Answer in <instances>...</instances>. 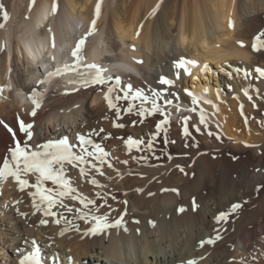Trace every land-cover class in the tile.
Segmentation results:
<instances>
[{
	"label": "bare ground",
	"instance_id": "6f19581e",
	"mask_svg": "<svg viewBox=\"0 0 264 264\" xmlns=\"http://www.w3.org/2000/svg\"><path fill=\"white\" fill-rule=\"evenodd\" d=\"M23 3H25V0H16L11 11L14 16L20 14V18L17 17L14 25L13 23L9 24L3 30L4 36H0L4 37L7 42L5 46H2V39L0 40V70L6 75L5 81L0 80V88L3 89L0 93V121L3 122L0 124V169L3 168L4 160H10L9 150L14 146L16 139L27 143L29 151H35L38 145H42L49 140L57 141L64 137L68 138V131H65L64 128H60V133L57 134L59 131L53 133L50 127H57L54 121L59 113L61 114L58 111L62 110L60 125L68 119L76 124L74 112L73 115L68 116L70 113L68 108L75 102L78 104L81 99L91 98L93 103H97L94 109L99 112L114 109L109 107L105 97L99 100L97 99L99 97L93 96L105 86L108 87L106 90V93H108L109 88L115 85L116 75L129 83H133L137 82L136 74H138L147 85L161 91L166 99H171L173 103L181 106L183 111L189 110L188 113L192 111L194 115L203 114L205 117L212 118L227 139V143L234 145V147L246 148L249 147L248 145L259 144L258 138L252 134L253 126L248 113L234 99L225 96V87L218 82L219 73L213 68V65L224 74V71H226L224 65L231 64V67L236 69L235 65L238 64L246 69L255 63L258 56L250 51L247 44L252 41L253 34L260 29L259 15H255L264 11V0H40L36 4L35 0H27L28 16L23 15L24 13L21 12ZM98 3L101 11L97 19L96 6ZM54 5H57L58 9L62 8L60 13L57 12L56 19L53 17ZM2 10L0 9V14ZM94 19H96V26L95 31L92 32V21ZM230 21L233 22L234 26L229 25ZM85 28H88V30ZM89 32H92V35L88 37L91 42L87 43L85 40V44L81 48L84 64L76 70L70 68L63 75L54 76L50 84H44L50 89L58 86L57 93H54L55 90L51 89L53 92H50L52 97L48 96L49 92L39 90V87L35 86L34 83L46 79L49 72L64 69L68 62L71 63L73 58L71 49L76 48L80 41L77 38L78 35L81 34L80 39H83L84 35ZM256 33H259V31ZM12 35L17 38L16 43L11 42ZM245 41L246 44H240V42L245 43ZM15 48L28 61L30 66L29 75L17 69L18 57ZM141 57L145 61H142ZM181 58L196 62L194 65L189 66L191 75L184 69L176 68V62ZM93 63L107 69V72L104 73L105 79L108 80L107 83L103 85L82 83L87 79L88 70L85 65ZM177 72H179V77H177ZM108 78H112V80ZM163 78L173 80L174 84L172 86L161 84L160 81ZM75 80H79L81 83L70 82ZM6 87H8L7 91L13 90V93H10L12 99L8 101H5L6 90L4 88ZM165 89L167 91H164ZM185 89L199 97L197 104L192 103V97L185 92ZM33 90L44 94L42 106L36 109L37 114L35 117L31 116L34 105L29 98ZM242 93L245 94L243 90ZM116 94L115 97H117ZM176 95L179 96V99L175 98ZM134 101H137V99ZM193 108L195 111L192 110ZM115 111L117 112V110ZM123 116L124 121H126L127 116L123 114L120 117V122ZM20 119L34 123V136L31 141L27 140L25 134L19 132ZM118 121H115V123H118ZM8 127L16 131L15 138L7 130ZM112 127L113 124L109 123L103 125V127L91 124L89 126L90 131H87V127H84L85 130L83 128V131H85L84 136L95 143L92 134L101 133L104 135L105 133V136H107ZM96 128H98V131H96ZM150 128L151 125L142 122L134 128L138 138L146 141L145 150L150 149L148 147L149 141L151 143L156 141L152 138L153 134L149 132L156 131V129L152 130ZM200 128L205 131L208 127L205 128L202 124ZM101 129L105 132H99ZM162 138L165 139L164 136ZM69 143L71 144L70 141ZM181 145H183V148L180 147ZM181 145L179 147L185 150L184 153L196 157L197 150L188 142ZM89 150L93 149L90 147ZM133 151H135V148ZM122 152L119 157V163L121 164L123 160L127 161V158H129L124 156L126 151ZM131 152L128 154H131ZM95 160L100 161L97 157H95ZM126 164H128V161ZM203 165L200 160H197L195 166L197 178L195 177L193 184L196 193L201 189L202 176L213 170L212 166ZM80 166L84 167L88 173L86 177L80 175L79 168L65 165L66 176L71 179L72 186L77 191L82 188L85 189L88 185L91 186L90 181L95 178L96 173L100 180H104L108 184L110 194L107 196L102 191V195L106 194L105 196L110 199L108 203L111 202V199L116 200L114 198H119L121 201V203L118 202V204L111 207H106L109 209L107 211L103 209L105 212L101 210L102 213H100L108 215L110 222H115L122 217V225L118 228L107 229L102 234L86 235L85 233L92 226L90 224L91 219L89 222L86 220L89 215L84 220L86 222V225L83 224L85 228H77L80 231H77V229L74 231L75 229H73V231L60 235L63 230L60 229L61 225H56L59 230L57 227H52L54 226L52 223L51 227L47 226L41 229L45 232V236L40 235L41 241L45 239L47 245L42 248L36 235H30L27 239L29 245H25L29 248L23 250V253H28L33 249L30 241L35 239L46 264H52L51 257L53 255L56 256L58 264H187L189 260H195L197 264H205L201 255L197 257L198 259H186L193 255L191 249L201 237V229L204 225H207L206 222L197 221L195 216L189 213L188 196L191 191H188L186 183L190 176L189 173L185 170V172H181L171 168L172 165L167 163H160L144 169L125 167L128 165H118L115 171L100 169L104 175H101L100 171L96 169L89 170L91 168H88L87 163ZM89 171H92V174ZM180 174L183 176L180 177ZM28 175L30 176L29 183L35 184L38 174L30 173ZM26 176L22 178L27 179ZM8 182L13 183V186H10V183L7 184ZM98 182L100 181L98 180ZM99 184H101L102 189L104 183ZM18 186L19 184L15 179L9 177L0 184V189L4 195L10 198L7 195L9 194L8 191L11 187H14L13 190L18 192ZM92 186L100 193L101 189L96 188L97 185ZM92 186L90 187L91 190L88 188L91 193L94 189ZM44 187L59 191L58 186L53 184L52 181H44ZM104 188L106 192L107 189ZM138 189L140 190L138 191ZM172 189H177L178 193L172 191ZM34 190L36 191L35 188ZM12 194L11 197L16 195L13 191ZM95 195H97L96 192ZM105 196H92V198H95V202L99 201V204L100 202L105 204L107 203ZM125 201H127L126 204ZM221 201L223 203H219V207L223 208L226 201L224 199H221ZM38 202L41 203L40 200ZM65 204L68 203H64V206ZM213 204L206 205V215L212 216L214 214ZM44 206L47 207V204L45 203ZM44 206L42 207L43 210L46 208ZM98 207H103V205ZM181 207L184 208L183 212L179 211ZM63 209H66V207ZM54 210L56 209L54 208ZM76 211L73 212L72 210L71 212L76 214L72 215L77 219L83 214L84 210L81 212V209L77 213ZM42 212L44 213V211ZM63 213L66 212L63 210L59 214ZM86 213L88 215V212ZM75 218L73 220L77 222ZM50 219H52L51 216ZM64 222L62 219L61 224ZM87 222L90 224L89 226ZM207 226L206 228H208ZM62 228H65V225ZM255 234H251L250 239L247 238L249 241L240 242L242 246L237 248L240 254L245 256L251 251V239L254 238ZM11 240L13 241V238ZM215 257L212 256L208 259L206 264H221V261ZM83 260L85 261L83 262ZM235 262L237 263L236 260Z\"/></svg>",
	"mask_w": 264,
	"mask_h": 264
},
{
	"label": "rangeland",
	"instance_id": "374dc122",
	"mask_svg": "<svg viewBox=\"0 0 264 264\" xmlns=\"http://www.w3.org/2000/svg\"><path fill=\"white\" fill-rule=\"evenodd\" d=\"M26 1L27 0H25V3H23L22 5L23 7H21V12L22 14L24 13L23 15L28 16L29 10L26 8ZM39 1L40 0H35V4L38 3ZM15 2L16 0H2L1 1L4 7L0 14V17L2 19L0 21V24H4V27L0 28V36L4 34L3 30H5V28L9 26V24L11 25L13 23L14 25V23L17 21V17L20 18V14H18L17 16L12 15L11 10L13 9L12 7L14 6ZM61 10L62 8L61 9L57 8L55 13L53 14L54 19L57 18V15H58L57 12L60 13ZM3 11H7L8 13L9 19L7 21L3 19ZM258 15L260 19L259 21L260 29L256 31V32L259 31V33H256V32L254 33L255 37L261 32H264V11L260 12L259 14H256L255 16H258ZM85 29L88 30V28H85ZM82 31L81 33H83ZM254 34L251 38L253 42L251 41L250 43L247 44V47L249 46L250 51L258 56V59L255 61L253 65L249 66V68H246V69L242 68V66L238 64L235 65L236 69H233L231 67V64L224 65L225 66L224 69L226 70L224 71V74L221 73L220 69H218L215 65H213V68L217 70V72L219 73L218 78H217L218 82L221 85L223 84L222 86L225 87L224 88L225 96L227 95V97H229L230 99H234L236 102H238L239 105H241L240 107H242V109H244V111L247 112L250 117L251 124L253 126L252 134L253 136L255 135L256 138H258V140L260 141L259 144H254V146L252 145L253 147L251 146V147H246V148H243V147L240 148V147H234V145L232 144H228L227 139L224 137L222 132L219 130L218 125L216 124V121H213L212 118L208 116L205 117L204 115L205 122L201 123L200 122L201 115H198V114L194 115L192 111L188 113L189 110L183 111L182 107L178 106L175 103L165 106V110L168 113L169 119H170V124L165 125V127L167 128V136L169 135L167 137V143H165V139L163 140L162 138L164 136V133L161 132L160 136L156 138V141H153L151 143L152 147L149 150H145L146 149L145 145H147L145 143L146 142L145 140H143L144 143L139 144L138 147L137 145H131V146L128 145L127 141L129 137H132L133 139H136V140L140 139L136 135L134 128L138 127V125L141 124V121H143L142 123L151 125L150 129L153 130V129H156L155 128L156 124L161 119H163V116L161 115V113H156L155 115L146 116L144 118L137 115V111L141 107L146 108V109H150L152 107V103H151L152 90H156L150 85H147L144 79L138 74H136L137 82L135 81L133 83H129L125 79H122L116 75V77L120 78V85L111 86L114 88L113 89L114 91L116 90L115 92L112 91V93L114 92L113 93L114 96L111 95V97L113 96L112 99L114 100L116 99L115 97L116 93H118L119 94L118 96H121V97L122 95H124V91H121V89L126 90L128 84L132 85V90H133L132 94H134L137 89H142L144 95L149 97V100L147 102H144L141 99H137V101L124 100V99H120V100L116 99L115 101L113 100L114 103L116 102L117 107L121 112L120 117L123 114L127 116V117L125 116L127 118L126 121H124L125 118L123 116L120 122V118L116 116V111L114 112V110H117V109H110V111L107 110L104 112H99L95 110L94 108L97 106V103H93L91 98L90 99L87 98V99H81V102H78V104L77 102H75L68 108L69 109L68 111L70 112L68 116H71V114L74 112L73 114L77 121L76 124H73V121L68 119L66 120L65 123H61L60 125V117L63 114L62 113L63 110H62V111H58V112H61V114L59 113V116L54 121L57 124V125L55 124V126L57 127H53V128L52 126L50 127V130L53 133H56L57 131H59L60 128H64L65 131L67 130L69 141L71 142L72 145H77L76 147H74L73 151L78 155H84V153H82L81 151V146H79V141L77 139L78 135H84L85 131H83V128L87 127L86 128L87 131H90L89 126L91 124L100 125L102 127L103 125L107 123L113 124L112 130L109 133L110 138H106V137H109V134L105 136V133L104 135L101 133H98V134L94 133V135L92 134V137H94L95 139L94 140L95 143L100 144L102 148L104 149L105 153H107V155L104 156L103 163L95 160V157L85 156V160L88 161L87 163V165L89 166L88 168H91L89 170H94L98 168V169H104V170H109V171H115L118 168V165H122V166L128 165L125 167H129L130 169H134V168L144 169L150 166H155L160 163L162 164L167 163V164L172 165L171 168H174L178 171H181V168H182L183 171L181 172L186 171L187 173H189L190 174L189 178L191 179L188 178V181L186 182L188 185V191L189 192L191 191V193L188 196L189 213L193 214L197 221L206 222L208 226L204 225L203 229H201L202 230L201 237H199V239L195 242L194 244L195 248L193 247L191 249L193 250L192 256L194 258L190 256V257H187L186 259H198L197 257L198 256L200 257L201 255V257L204 258L202 259V261L205 264H206V261L210 259L212 256H216L215 258H218L221 261V264H235L236 263L235 260L237 261L236 264H264V227H263L264 226V137H263L264 136V120H263L264 110H262L264 109V77H260L259 73L256 72L257 68H264V60H263L264 59V48H262L260 51H254L253 49L251 50V48H253L252 47L253 43H255ZM13 35L11 36V42L16 43L17 38ZM91 35H88V34L84 35L86 37L87 43L91 42L90 39H88V37H90ZM80 37H81V34L78 35L77 37L78 40H81ZM0 40H1L2 46H5V44H7L4 37H0ZM246 43H247L246 41L245 43L240 42V44H246ZM74 49L75 48L71 49V52H73ZM15 52L18 57L17 69L20 71H23L26 75H29L30 66L28 64V61L26 60L25 57H23V55L21 54V52L18 51V49L15 48ZM140 59L142 61L144 60L143 57H141ZM71 61H72L71 63L68 62V65L74 66L75 58L73 57ZM83 64L84 62L81 63V65ZM245 73H247V75H245ZM0 80H3V81L6 80V75H4L3 71L1 70H0ZM214 81L213 83L215 84ZM34 84L35 86L39 87V90L49 92L48 94L49 97H52V94H50V92L51 93L58 92V89H57L58 86H56V88L51 87V89H54L56 91V92L55 91L52 92L51 89L47 85L40 84L38 82H35ZM107 88H108L107 86L103 87L99 92H96V94L93 97L97 96L99 97L97 99L101 100L103 97L106 96L105 94H108L106 93ZM4 89L6 90L5 101L12 99L10 98L11 97L10 93H13V90L7 91L8 87ZM242 90L244 92L247 90L248 95H250L252 99L250 100L248 98L249 97L248 95L243 94ZM163 100H166V97L164 95H163V99L160 101L161 104H163ZM130 105H135L131 113L126 111V109ZM184 117L190 118L187 121V127L189 129L190 135L187 137L184 134H182L183 128L185 126ZM113 119L116 122L117 120H119L118 124H124V127H121V128L114 127L115 121ZM112 120L114 123L113 122L110 123V121ZM133 121L136 122L135 125H133ZM202 124L203 126H205V128L206 126L208 127L206 128L207 130L205 131L201 130L200 125ZM197 128H199V131L196 130ZM97 129L98 128H96V131H98ZM103 132L105 131L103 130L102 133ZM149 132L153 134L155 131L153 132L149 131ZM59 133L60 131L57 134ZM186 142H188L193 148L197 150V155H195L196 157L191 156L188 153H184L185 150L180 149V147L183 148V145L181 144L186 143ZM87 147L90 149L91 145H88ZM134 148H135V151H133ZM122 151L124 152L126 151L124 156L129 157L127 158L128 164L124 163L125 160L122 161V164L119 163V157L120 155H122L121 154ZM130 152L131 154H128ZM167 153H169L170 155H168ZM169 156H171V158H169ZM143 157H147V159L145 160L143 159ZM197 160L198 161L200 160L202 164H204L203 166L213 167L212 171L207 172L204 176H202V186L198 193L195 192V188L193 185L194 180L197 178V173L195 169ZM92 164H95L96 168H93L91 166ZM109 164H111V167H109ZM91 172L92 171H89V173ZM95 175H96L95 178L100 181L99 183H102V184L104 183L102 185L103 187L102 189L104 190L101 189V186L100 187L96 186V188L101 189L100 193H98L99 190H96L92 186L93 184H91L90 182L92 188H94L93 193L89 191L88 188H90L91 186L88 185L86 188L84 187L86 190L82 188L80 191H76L77 193L73 195L87 197L88 199L90 198L91 200H94V201H95V198L93 199L92 196L94 197H97L99 195L105 196L106 194L108 196L110 194L108 184H106L104 180H100V177H98L96 173ZM179 176L182 177L183 175L180 174ZM26 177L27 179H30L29 175H27ZM9 183L10 182H8L7 184ZM223 183L225 184V186ZM10 184H11L10 186H13V183H10ZM104 187H106V189L108 187L106 192H105ZM13 188L14 187H11L10 190L8 188L9 194L7 195L10 198L4 195L0 189V193H2L0 194V264H19L20 260H22L24 255L27 254V252H25L26 254L23 253V250H28L29 248L25 245H29L27 243V239H28V236L30 235L35 234L36 237L39 239L37 240L39 242V245L42 248H44L47 245V242L45 239L41 241L40 237L45 236V232L41 231V229L47 226L51 227L53 224L54 226L52 227L56 228L57 224L55 223V219L63 217V216L66 217L67 218L66 220L63 219V222L65 221L64 223H62L63 225L60 223L61 225L60 229L64 230L66 228L68 229L69 232L73 231V229H75L74 231H76L77 228L83 229L85 228L84 225H86V222L84 220H80L79 218L76 219L74 217V215L76 214L73 212H75L76 209L77 210L79 209L80 211L82 209L81 212H83L84 210L83 214H87L86 212H88L87 217L89 215L92 217L93 214L102 215L101 210L107 211V209H109L106 207H111L115 204H118V202L121 203L119 198H114L116 200L111 199V202L112 201L113 202L108 203V200L110 199L105 196L104 198L105 199L107 198L106 200L108 204L107 203L104 204V202L102 203L100 202L99 204L98 203L99 201H98V202H95V204L89 205L87 208H85L80 203L79 200L73 199L72 196L65 197V199H63L64 198L63 197L62 198L63 206H61V204L58 202L56 207H54L56 210H54V208H52L53 210L51 209V211L57 213V217L51 216L52 219H50V216L49 217L45 216L44 213L42 212L43 211L42 207L45 205V203L42 204L38 202L39 201L38 197L36 199L38 200L36 201V203L38 202L41 204V206L43 205L41 207L42 210L37 211L36 209H34L35 207L33 206V197L31 195V193L35 192L33 187H26L24 191H20V188L18 186V189H19L18 192L17 190L14 191ZM11 189L14 192V194L16 193L17 196L16 195L12 197L10 196V195H13ZM102 191L106 194L102 195L103 193ZM19 192L20 193L22 192V193L20 194ZM95 192L97 195H95ZM17 193L20 195H18ZM193 199L195 200L196 207H193ZM221 199H224L226 201V203L224 204L225 207L223 208L219 207V203H223ZM17 201H19V203H17ZM227 201L229 202L227 203ZM64 203H68V204L67 205L65 204L64 206ZM235 203H240L242 205L241 208L238 209L236 213H232L230 215L228 222L226 224L221 222V224L217 225L215 222V217L220 212L228 211L231 208L230 206ZM207 204H210V205L213 204L214 214L212 216H208L205 214V208ZM68 205L71 207L73 212L70 211L71 212L70 213L66 209H63L65 207L70 208ZM102 205L103 207H98ZM32 209L33 211H31ZM63 210L66 213L59 214L60 211L63 212ZM90 216L88 217V219H86L88 222L91 219ZM74 218L77 222L73 220ZM42 220H47L48 223L41 224ZM61 222H62V219H61ZM88 222H87V225L89 226L91 223L89 224ZM64 225H65V228H62V226ZM82 225L83 227L81 228ZM206 226L208 228H206ZM57 228L59 229V227ZM78 229L77 231H80ZM214 229L218 230L219 235L222 238L219 240H216L215 244L213 245L205 243L204 246L201 247L200 246L201 241H206L207 239L214 238L217 235V231H214ZM68 231H65V232L68 233ZM253 233H256L254 235V238L251 239L252 242L250 241L251 242L250 245L252 246L253 250L251 249V251L245 254L244 256L243 254H240V252L237 251V248L242 246L240 242L249 241L248 239L251 238V234ZM11 238H13V241L11 240ZM228 244H229V247H228ZM84 261L85 260H83V262ZM44 264H46L45 260H44Z\"/></svg>",
	"mask_w": 264,
	"mask_h": 264
},
{
	"label": "snow or ice",
	"instance_id": "6c2138e0",
	"mask_svg": "<svg viewBox=\"0 0 264 264\" xmlns=\"http://www.w3.org/2000/svg\"><path fill=\"white\" fill-rule=\"evenodd\" d=\"M3 4L0 3V9H3ZM57 5L53 6V12L55 13L57 9ZM100 4L98 3L96 6V18H99L100 15ZM3 19L7 21L9 19L7 11H3ZM230 26H234L233 22H229ZM96 26V19L92 21V32L95 31ZM4 24H0V28H3ZM92 32H89L88 35H91ZM86 37L81 39L76 48L72 52V56L75 58V65H65L64 69H57L55 72H49L46 79L40 80L38 83L40 84H46L51 83L52 78L57 75H63V73L70 68L73 70H76L80 67L83 57L81 55V48L85 44ZM243 46V45H242ZM254 51H260L262 48H264V32H261L255 37V43L252 45ZM195 61H188L183 58L178 60L176 62V68L177 69H184L186 72H188L189 75H191V72L189 71V66L194 65ZM87 68V79H85L82 83L84 84H99L103 85L108 82V80L105 79L104 73L107 72V69L93 63V64H87L85 65ZM206 70V69H205ZM256 72L259 73L260 77H264V68H257ZM83 75L84 73H78ZM247 75V73H245ZM177 77H179V72H177ZM111 80L112 78H108ZM73 83H81L79 80L70 81ZM163 85H169L172 86L174 84L173 80L163 78L160 81ZM115 85H120V78L115 77ZM3 89L0 88V93H2ZM113 91V88H109L108 94H106L105 98L108 101V105L110 108L117 109L116 115L118 118H120V110L117 107V104L113 102L111 98V93ZM121 91H124V95L122 97L117 96L116 99H124V100H136L141 99L144 102H147L149 100V97L145 96L142 89H137L134 94H132V85L128 84L127 89H121ZM164 91H167L165 89ZM185 92L192 97V103L197 104L199 102V97L189 92L187 89H185ZM245 95H248L247 90L245 91ZM44 94L33 90L30 95V99L32 104L34 105V109L31 112V116L35 117L37 112L36 109H39L42 106V98ZM176 99H179V96H175ZM250 100L252 97L249 95L248 97ZM163 99V93L158 90H152V107L150 109H146L141 107L137 111V115L144 118L146 116H152L156 113H161L163 116V119H161L155 126L156 131L153 133V140H155L157 137L160 136L161 132L164 133L165 137V143H167V128L165 125L170 124L169 115L165 110V106L171 105L173 101L171 99L163 100V104L160 103V101ZM210 103V101H209ZM135 105H130L126 111L131 113L133 111V108ZM195 111V109H192ZM189 117H184V128H183V134L187 137L190 135L189 129L187 127V121L189 120ZM143 122V121H141ZM200 122H205V117L203 114H201ZM3 122L0 121V124ZM135 121H133V125H135ZM7 127V125H5ZM114 127L121 128L124 127L123 124L114 123ZM34 123L31 122H25L23 119L19 120V132L25 134L28 141H31L34 136ZM7 130L11 133V135L15 138L17 133L12 128L8 127ZM199 131V128L196 129ZM101 132L103 129L100 130ZM211 134V133H209ZM110 138V134L109 137ZM79 141V146H81V151L84 153V155H78L76 154L73 149L77 145H72L69 143V140L67 137H64L57 141L49 140L46 143L42 145L37 146V150L35 151H29V146L27 143H23L21 140L16 139L14 146L9 150L10 151V160H4L3 162V168L0 169V184H2L4 181H6L9 177H12L15 179V181L19 184L20 191H24L26 187H34L36 189L35 192L31 193L33 197V206L37 211L41 210V204L36 203L37 197H39V200L41 203H46L47 207L43 210L45 216H52L57 217V213L51 211L52 208H54L57 203L59 202L61 206H63V197L66 196H72L73 199L79 200L80 203L87 208L89 205L95 204L94 200L88 199L87 197L79 196V195H73V193H76L77 189L72 186V181L69 177L66 176V168L65 165L71 166L73 168H79V173L82 177H86L88 173L86 172L84 167H81L80 165L88 163V161L85 160V156L87 157H97L101 163L104 162L103 158L107 155L105 153L104 149L100 144L94 143L90 138L85 137L84 135H78L77 137ZM144 143L143 140H136L132 137H129L127 144L128 145H139ZM88 145H91L93 150H89L87 147ZM251 147V145H248ZM148 147L151 148L152 144L149 142ZM169 158H171L169 156ZM143 159H147V157H143ZM124 163H127V161H124ZM93 168H96L95 164L91 165ZM109 167H111V164H109ZM97 171H100L101 175H104L103 171L100 169H96ZM181 171L183 169L181 168ZM30 173H37L36 182L35 184H30L28 179L22 178L23 176H26ZM44 181H52L53 184L57 185L59 188V191L57 192L56 189H49L44 187ZM93 185L101 186L99 185V182L92 178L90 181ZM140 189H138L139 191ZM167 190V189H165ZM172 191L177 192V189H172ZM53 193H56L55 195ZM2 194V193H0ZM19 203V201H17ZM127 201H125V204ZM240 203H235L231 205V208L228 211L220 212L215 217V222L217 225L223 223H227L230 215L232 213H236L238 209L241 208ZM193 207H196L195 200L193 199ZM67 211H72L71 208H66ZM77 211H80L79 209ZM179 211L183 212L184 208H180ZM26 215V214H24ZM87 217V214L80 215V219L85 220ZM61 219L66 220V217H60L55 219V223L59 225L61 223ZM123 218L117 219L115 222H110L108 215H92L91 217V227L87 230L85 233L86 235H96V234H102L107 229L110 228H118L122 225ZM42 224H47V220H42ZM65 231H68V229H64L60 232V235H64ZM214 231H217V235L214 238H209L206 241H201L200 246L203 247L205 243L207 244H215L216 240L221 239L222 237L219 235L218 230L214 229ZM30 243L33 245V249L29 251L26 255H24V258L20 260L19 264H44V258L41 254V249L37 244V241L35 239L31 240ZM52 264H58L57 258L55 255L51 257ZM187 264H197L195 260H189Z\"/></svg>",
	"mask_w": 264,
	"mask_h": 264
}]
</instances>
